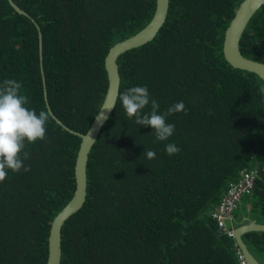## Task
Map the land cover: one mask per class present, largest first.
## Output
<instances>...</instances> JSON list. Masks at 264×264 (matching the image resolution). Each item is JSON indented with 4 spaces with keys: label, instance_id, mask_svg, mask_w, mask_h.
Wrapping results in <instances>:
<instances>
[{
    "label": "trees",
    "instance_id": "trees-1",
    "mask_svg": "<svg viewBox=\"0 0 264 264\" xmlns=\"http://www.w3.org/2000/svg\"><path fill=\"white\" fill-rule=\"evenodd\" d=\"M13 1L40 25L52 111L85 133L107 90L105 55L147 24L156 1ZM241 1L170 0L156 37L120 56L119 97L144 85L158 111L178 101L184 109L167 117L172 136L156 141L149 126L124 115L118 98L87 163L86 202L62 228L61 264H238V244L212 211L241 171L255 169L234 221L264 223V82L231 67L222 52ZM240 40L242 53L264 62V5ZM38 48L31 19L0 0V80L19 81L27 107L48 113ZM168 142L179 151L165 154ZM79 145L49 115L44 138L19 154L28 170L0 180V264H46L51 221L75 188ZM243 239L264 264V231Z\"/></svg>",
    "mask_w": 264,
    "mask_h": 264
},
{
    "label": "water",
    "instance_id": "water-1",
    "mask_svg": "<svg viewBox=\"0 0 264 264\" xmlns=\"http://www.w3.org/2000/svg\"><path fill=\"white\" fill-rule=\"evenodd\" d=\"M10 5L19 14L31 19L38 31L39 60L44 86V98L49 115L68 132L80 137V145L74 164L75 188L71 198L53 217L48 236V255L46 264H61L62 261V228L66 221L82 208L86 202L88 193V161L94 145L105 123L114 110L121 88V75L118 59L127 51L139 48L143 44L152 41L168 18L170 0H155V10L151 19L141 29L122 40L111 45L105 55V69L107 72L108 86L99 110L95 114L88 130L85 133L77 132L67 126L52 111L46 88V79L43 67V35L39 23L25 9L21 8L13 0H8ZM264 5V0H242L232 19L227 25L223 37L222 52L224 59L231 67L243 71L255 73L264 82V62L245 55L241 51L240 38L251 19ZM250 231H264V223L254 220L240 224L235 228L234 238L238 247L242 250L249 264H262L250 251L243 235Z\"/></svg>",
    "mask_w": 264,
    "mask_h": 264
},
{
    "label": "clouds",
    "instance_id": "clouds-1",
    "mask_svg": "<svg viewBox=\"0 0 264 264\" xmlns=\"http://www.w3.org/2000/svg\"><path fill=\"white\" fill-rule=\"evenodd\" d=\"M21 84L12 78L0 80V180L8 171L17 172L28 167L20 158L25 143L42 140L49 114L27 107L28 98L20 92ZM264 95V87L258 89ZM120 106L124 115L139 126H149L156 141H167L173 134L174 124L167 117L184 109L183 101L175 102L165 111H158L156 99L150 98L144 85L127 87L120 95ZM148 106L149 110H142ZM146 159L155 158L152 150H143ZM179 151L172 142L165 143L164 152L173 155Z\"/></svg>",
    "mask_w": 264,
    "mask_h": 264
},
{
    "label": "built area",
    "instance_id": "built-area-1",
    "mask_svg": "<svg viewBox=\"0 0 264 264\" xmlns=\"http://www.w3.org/2000/svg\"><path fill=\"white\" fill-rule=\"evenodd\" d=\"M257 172L254 170L241 171L240 178L229 184L220 204L213 209L212 217L217 220L220 231L234 236L235 223L234 212L238 208L240 200L253 188ZM238 264H249L242 250L237 249Z\"/></svg>",
    "mask_w": 264,
    "mask_h": 264
},
{
    "label": "crops",
    "instance_id": "crops-1",
    "mask_svg": "<svg viewBox=\"0 0 264 264\" xmlns=\"http://www.w3.org/2000/svg\"><path fill=\"white\" fill-rule=\"evenodd\" d=\"M248 209H249V205L247 206V210H248ZM234 223H235V221H234ZM240 224H242V223H240ZM240 224H239V225H240Z\"/></svg>",
    "mask_w": 264,
    "mask_h": 264
}]
</instances>
